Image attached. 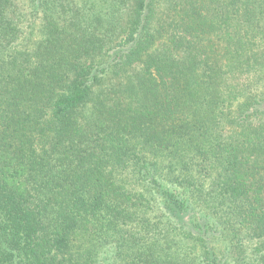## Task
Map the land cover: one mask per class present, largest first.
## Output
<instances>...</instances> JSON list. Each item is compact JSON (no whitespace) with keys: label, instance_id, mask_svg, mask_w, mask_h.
Listing matches in <instances>:
<instances>
[{"label":"trees","instance_id":"obj_1","mask_svg":"<svg viewBox=\"0 0 264 264\" xmlns=\"http://www.w3.org/2000/svg\"><path fill=\"white\" fill-rule=\"evenodd\" d=\"M0 264H264V0H0Z\"/></svg>","mask_w":264,"mask_h":264}]
</instances>
